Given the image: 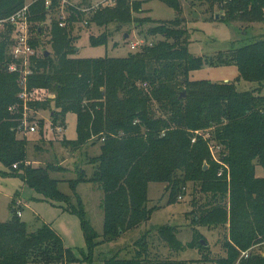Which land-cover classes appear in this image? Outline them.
<instances>
[{
    "label": "trees",
    "instance_id": "trees-1",
    "mask_svg": "<svg viewBox=\"0 0 264 264\" xmlns=\"http://www.w3.org/2000/svg\"><path fill=\"white\" fill-rule=\"evenodd\" d=\"M46 1L36 0L28 8L30 24L43 25L31 26V34L36 31L38 35L30 42L33 48L42 41L50 10L60 7V0H51L50 6ZM113 1V6L100 5L88 18L83 8L69 6L66 27L53 21L48 28L52 53L45 57L44 51L41 57L31 59L32 73L25 87L19 85L18 72L8 71L14 26L0 33V174L19 177L45 201L77 215L88 251L79 259L49 225L29 232L13 201L11 220L0 223V264H93L99 246L113 243L151 220L159 208L149 207L151 183L165 185L168 204H175L189 182L204 196L202 203L193 201V210L186 214L195 229L192 242L184 244L178 239V229L166 225L158 228L156 235L146 232L104 264H197L196 260H175V253L195 246L206 251L198 228L217 227L228 230L224 243L227 256L215 264H236L242 252L259 245L264 248V177L256 173L258 166L264 168V36L206 59L190 53L191 35L183 27V19L153 26L152 20H132L131 10L140 11L142 2ZM161 1L180 17V0ZM217 2L225 11V20L264 23V0H214L213 4ZM25 5V0H0V21ZM83 22L104 28L102 35L90 36L94 46L109 42L111 26L128 24L135 25L142 39L152 38L153 42L122 58H75L78 37L73 35V28ZM146 24L153 27L144 29ZM206 64L234 65L238 78L223 83L193 80L191 74ZM241 81L258 86L240 91ZM25 92L26 100L22 98ZM183 93L185 98H181ZM35 105L50 107L52 129L63 128L60 133L66 128L65 117L76 115L77 140L63 139L60 143L69 149L70 158L78 153L87 159L81 165L75 163V179L54 177L72 171L60 162L45 167L26 165L29 141L19 134H30V127L37 132L39 124L44 128L43 121L30 124L25 118V111ZM210 128L214 129L212 140L219 150L221 147L222 165L212 161L207 141L199 136L193 143L194 132ZM98 144L100 153L90 156L87 148ZM205 163L209 164L206 170ZM85 166L92 167L90 175ZM221 170L224 174L219 177ZM62 183L69 185L71 196L60 190ZM81 184H92L103 192L102 235L87 218L77 193ZM154 236L170 249L169 256L164 257L160 248L149 244ZM240 264H264V256L254 254Z\"/></svg>",
    "mask_w": 264,
    "mask_h": 264
},
{
    "label": "rangeland",
    "instance_id": "rangeland-1",
    "mask_svg": "<svg viewBox=\"0 0 264 264\" xmlns=\"http://www.w3.org/2000/svg\"><path fill=\"white\" fill-rule=\"evenodd\" d=\"M36 0H25V7L30 5ZM130 2H142L140 11L131 10L132 20L146 19L152 20L155 26L158 23L165 21H174L177 18L184 20L183 27H186L190 33V45L189 51L191 54L210 58L216 57L219 52H225L232 47H241L256 39L264 36V23H247L241 21H228L225 19H217L216 16H225V11L217 4H213L214 0H180L181 13H179L172 7L168 6L161 0H129ZM102 0H60V7L50 10L47 19L45 21L44 30L40 43L37 44V56L41 57L45 51L52 53V47L48 44V28L53 21H58L60 27H66L65 21L70 17V11L68 7L71 5L83 8L88 12L87 18L93 13L94 9H97V5ZM114 4H111L113 6ZM214 5V6H213ZM7 20V19H6ZM4 20V21H6ZM87 20V19H86ZM38 22H33L32 27L37 28ZM151 24H146L144 29L153 27ZM8 23H0V33L8 29ZM119 27V28H118ZM134 24L111 26L110 31L112 37L105 45H92L90 36H100L104 33V28L98 27L95 23H76L73 28V35L78 37L75 42L76 53L75 58L79 59H99V58H122L128 56L131 52V45L137 42L138 39H142L139 35V30L134 28ZM42 27L39 28V30ZM118 30V31H117ZM147 31V30H146ZM126 35L128 36L126 38ZM11 36V34H10ZM13 37H10L13 45ZM38 35L36 31H33L32 41H36ZM38 41V40H37ZM152 38H149L147 43L151 44ZM46 47L44 48V45ZM12 45L9 48L8 56L11 57L12 62L8 64V71L12 73L9 67L12 64H16L14 57L12 56ZM138 47L135 51H139ZM51 55V54H50ZM36 56V57H37ZM32 63L30 69L32 70ZM29 70V65H28ZM23 65L21 64V69ZM20 75L19 85L25 87V73L18 72ZM238 68L232 66H210L206 64L202 69L195 71L191 74L193 80H208L213 83L234 82L238 78ZM27 79V77H26ZM257 83H250L241 81L238 84L240 91H248L255 89ZM264 95V89H263ZM54 99V98H52ZM36 106V107H35ZM31 106L25 111V118L29 119V123H37L43 121V129L39 128L37 132L27 134L24 136L22 133L19 137H25L29 141L28 146V162L27 166L32 167H45L48 163H62L67 169L72 171L65 172L63 174L54 175L56 179H75L77 177L76 171L73 169L75 163L81 165L83 160L77 153L75 158H70L69 149L65 148L61 143V140L66 139L69 141H75L78 138L77 134V117L75 114H69L66 116V128L64 133L58 132L57 129L53 130L51 124L52 119L50 116V107L47 109H41L37 105ZM51 107L54 108L52 105ZM63 130V128H61ZM213 128L206 130H199L194 132L195 137L193 143L196 142L199 136L207 141L211 159L214 163L222 165L220 162L219 151L217 142L213 139ZM41 131H43L41 133ZM101 144V143H100ZM100 145L95 147H88L87 153L92 156L97 154ZM73 159V160H72ZM209 168V164L205 163ZM0 169L3 167L0 165ZM87 173L90 175L93 171L91 166H85ZM257 176L264 177V168L257 167ZM224 173L218 174L221 177ZM228 175V173H227ZM230 179V176L228 175ZM165 185L158 183H151L148 188L149 207H159L154 211L151 220L139 230H133L125 233L123 237L110 244H104L99 246L94 251L93 264H104V261L114 256L119 250L129 248L142 237L146 232L151 231L154 235L158 228L170 225L178 229V239L184 244L192 242L195 236V229L190 226L191 218L186 217L188 212L193 210V201L202 203L201 199L204 196L198 193L196 190V184L189 182L185 188L182 189L183 196H179L175 204H168L169 194L165 193ZM60 190L67 194L72 195V191L66 183L60 185ZM77 193L84 203V208L87 213V218L91 223L93 229L99 234H103L104 229V212L101 209V203L103 200V192L98 187L92 184H81L77 189ZM181 194V193H180ZM14 201V206L17 211L21 212V220L26 224L29 232H36L44 225L51 226L55 232L64 240L66 247L73 249L75 255L79 259H83L84 254L87 255V243L85 235L82 229V223L79 217L70 212H65L58 204L54 205L48 201H45L34 189L26 185L19 177H5L0 174V223H6L11 220L10 207ZM202 241L207 243L208 249L202 250L201 247L195 246L192 249H186L184 252L175 253V260L199 261L197 264H215V261L226 258L227 253L224 247L225 237L228 235V230L225 228H198ZM156 235V234H155ZM151 246L160 248V252L163 251L164 257L169 256L170 249L158 238L154 236L149 241ZM251 255H263L264 248L261 245L252 247L247 250ZM243 253L237 259L236 264H240L244 258ZM122 255H124L122 253ZM250 255V256H251ZM71 264H88L74 262Z\"/></svg>",
    "mask_w": 264,
    "mask_h": 264
},
{
    "label": "built area",
    "instance_id": "built-area-1",
    "mask_svg": "<svg viewBox=\"0 0 264 264\" xmlns=\"http://www.w3.org/2000/svg\"><path fill=\"white\" fill-rule=\"evenodd\" d=\"M105 4H114L113 0H102L97 7L100 5ZM46 5H51V0L46 1ZM95 7V8H97ZM1 24L8 23L11 26H14V44L12 46V56L14 57V61L16 64H12L9 69L11 72H22L25 73V80L28 75L32 73L30 69L31 59L35 56H37V51L30 45V42L32 40V34H31V24L29 22V13H28V7H25L23 10L17 12L13 16H11L6 21H0ZM147 41L144 39H138L137 42L132 43L131 49L132 51H135L138 47L142 48L144 45H147ZM21 64L23 65V70L21 69ZM29 65V70H28ZM23 99L28 98V94L25 92L22 95ZM25 126L28 129L27 122H25ZM58 131L61 132L62 130L58 128ZM36 128L30 127L29 133H35ZM21 215V214H20ZM244 258H248L250 256V252H244L243 253Z\"/></svg>",
    "mask_w": 264,
    "mask_h": 264
},
{
    "label": "water",
    "instance_id": "water-1",
    "mask_svg": "<svg viewBox=\"0 0 264 264\" xmlns=\"http://www.w3.org/2000/svg\"><path fill=\"white\" fill-rule=\"evenodd\" d=\"M216 18H217V19H220L219 16H216ZM221 18H222V19H225L224 16H222ZM127 37H128V36L126 35V38H127ZM49 55H50L49 52H46V53H45V57H48ZM185 96H186V93H183V94L181 95V98H185ZM49 98H50V99L55 98V95H49ZM207 168H208L207 166L204 167L205 170H206ZM201 243H202V245H204L205 247H207V243H206L205 241H202Z\"/></svg>",
    "mask_w": 264,
    "mask_h": 264
}]
</instances>
